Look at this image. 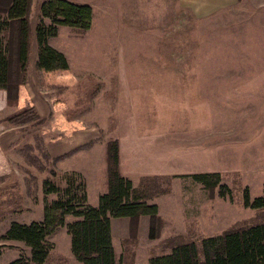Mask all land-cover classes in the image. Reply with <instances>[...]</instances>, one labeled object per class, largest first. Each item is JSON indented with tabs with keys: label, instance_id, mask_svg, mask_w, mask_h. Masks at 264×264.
<instances>
[{
	"label": "rangeland",
	"instance_id": "374dc122",
	"mask_svg": "<svg viewBox=\"0 0 264 264\" xmlns=\"http://www.w3.org/2000/svg\"><path fill=\"white\" fill-rule=\"evenodd\" d=\"M37 12L33 6L30 23ZM90 21L83 31L58 26L47 38L66 70L26 68L16 102L5 101L11 112L0 140L12 175L0 179L9 204L0 236L10 221L40 220L44 201L55 198L42 192V181L62 187L65 171L81 175L86 203L95 206L112 139L119 171L143 188L162 220L149 238L141 215L133 238L124 217L110 219L114 255L124 264H148L176 241L235 223L264 222V206L250 205L264 197V0H237L201 17L167 1L103 0ZM209 172L229 192L210 195L192 177ZM73 219L65 215L47 236L43 264H79L65 227ZM18 256L28 257L29 248L0 238V264Z\"/></svg>",
	"mask_w": 264,
	"mask_h": 264
},
{
	"label": "trees",
	"instance_id": "16d2710c",
	"mask_svg": "<svg viewBox=\"0 0 264 264\" xmlns=\"http://www.w3.org/2000/svg\"><path fill=\"white\" fill-rule=\"evenodd\" d=\"M31 4L32 0H0V88L5 91L7 104L16 102L19 87L25 81ZM89 22L87 4L67 0L39 2L33 26L35 68L43 71L67 69L65 56L50 46L47 38L56 35L58 26L83 31L89 27ZM117 155V141L108 140L104 150L105 191L98 195L95 206L86 203L84 181L78 172H63L60 175L62 187L44 179L42 192L54 193L55 198L44 201L41 219L28 223L10 221L0 236L22 242L29 248V256H18L5 264H43L52 247L47 236L64 224L65 215L75 217L65 223V227L71 254L79 264H124L121 256L115 258L111 243L110 219L113 217H125L128 233L135 238L139 217L146 215L147 236H157L162 221L157 207L147 203L148 196L143 188L136 190L131 181L120 174ZM192 177L210 195L215 191L221 197L229 192L225 185L219 184L216 172L196 173ZM248 204L245 198L244 205ZM250 205L263 207L264 197L254 198ZM148 264H264V222L235 223L198 241H176L167 252L150 256Z\"/></svg>",
	"mask_w": 264,
	"mask_h": 264
},
{
	"label": "crops",
	"instance_id": "0c3cea01",
	"mask_svg": "<svg viewBox=\"0 0 264 264\" xmlns=\"http://www.w3.org/2000/svg\"><path fill=\"white\" fill-rule=\"evenodd\" d=\"M41 1L42 0H32L31 8L33 6H38L39 2H41ZM67 1H70L73 3H79V4H87V5H89L90 12H91V8L96 6L99 1H103V0H67ZM112 1H114V0H112ZM154 1H157V0H154ZM158 1L159 2H162V1L166 2L167 1L169 3H172L177 8L186 9L191 14H193L194 16L201 17V16L211 14L212 12L219 10L221 8H226V7L234 4L237 0H158ZM31 23H30L31 36H30V45H29L28 60H27V73H28V71H30L31 68L35 67L34 66L35 56H33V47H35V44L33 41V35H34L33 25H34V23L32 21H31ZM90 26H91V21H90ZM63 70H66V69H60L59 71H63ZM22 88L19 92L20 97L18 99L16 108H19L23 105L22 104L23 95L21 94ZM31 103H32V101L30 100L29 104H31ZM6 108L7 107L5 104L4 91H3V89L0 88V137L2 136V133L6 128V120H4L3 118L9 112H11L10 108L8 109V111H6ZM11 110H13V108H11ZM47 149H48L49 154L53 153V155L54 154L56 155V153H59L58 151H56L57 148H53V147L48 146ZM62 152H64V151H62ZM117 156H118V169H119V167H120L119 149H118V155ZM119 172L122 176L128 178L131 181V179L129 177H127L126 175H123L121 171H119ZM11 175H12V167H11V162L9 160V157L7 156V149L5 148L4 145H2L1 140H0V179L2 178L5 181ZM1 184H3V183L1 182ZM131 184H132V181H131ZM132 186H133V184H132ZM133 187H136V186H133ZM0 191H3V190H0ZM8 207H9V204H7V201L4 198V196H0V217H3L6 215V212L9 209ZM20 223H23V222H20Z\"/></svg>",
	"mask_w": 264,
	"mask_h": 264
}]
</instances>
